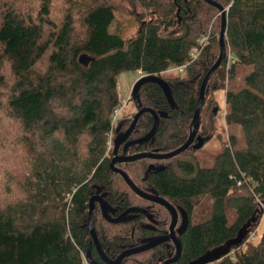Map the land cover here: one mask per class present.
<instances>
[{
    "label": "trees",
    "instance_id": "trees-1",
    "mask_svg": "<svg viewBox=\"0 0 264 264\" xmlns=\"http://www.w3.org/2000/svg\"><path fill=\"white\" fill-rule=\"evenodd\" d=\"M126 1L138 4L148 18L129 40L108 32L114 19L109 0H0V113L10 122L9 130L0 123V147L10 146L7 151L25 165L20 182L11 181L21 195L0 205V264H91L98 257L85 225L90 197L104 190L117 212L138 200L109 169L111 115L121 104L119 74L149 77L138 88L139 102L159 115L152 140L131 152L168 153L188 137L200 84L219 55V11L204 0ZM213 1L226 12V58L207 84L197 134L204 144L213 137L212 116L219 107L210 91L224 92L223 123L237 133H230L209 168L199 166L189 147L172 159H141L121 170L136 187H153L185 208L189 226L175 264H188L223 245L253 216L256 222L243 243L210 264H264V232L252 242L264 216V0ZM177 17L179 34L164 36L174 34ZM205 37L193 59L191 51ZM180 66L185 67L181 73L168 72ZM132 118L123 121L124 128ZM152 125V115L143 114L134 137H143ZM115 135L116 128L112 139ZM152 162L161 170L147 172ZM202 196L211 202L210 212L197 222L193 213ZM123 227L94 219L99 244L110 257L129 246ZM147 254L122 264H139ZM159 257L151 252L144 264Z\"/></svg>",
    "mask_w": 264,
    "mask_h": 264
},
{
    "label": "water",
    "instance_id": "water-1",
    "mask_svg": "<svg viewBox=\"0 0 264 264\" xmlns=\"http://www.w3.org/2000/svg\"><path fill=\"white\" fill-rule=\"evenodd\" d=\"M204 2L207 3L208 5L216 8L220 14V30H219V36H218L219 55H218L215 63L209 68V70L207 71V73L203 77V80L200 84L199 95L197 97L196 107H195V110H194V113L192 115V119H191V122L189 125L190 131H189V134H188L186 141L184 142V144L182 146H180L179 148H177L171 152H168V153H159L157 150H152L150 152H141V153H136V154L130 155V156L117 157L118 147L121 144H123L126 141V139L130 136V134L134 131L136 123H137V121L141 115H143L145 113L151 114L153 117V125H152L151 129L148 131V133L146 135H144L143 137H141L137 140H132L130 142H126L123 146L124 152L128 146L141 145V144H144V143L151 141L152 138L154 137L157 129H158L159 116L157 115V113L154 110H152L150 108L141 107V104H140L139 98H138V88L140 87L141 83L145 79H148L149 77L141 78L134 84L132 91H131V98H132V101H133L137 111L133 115V118H132V121H131L129 127L124 132L118 133V127L116 128V135H115L114 139L112 140V145H113L112 152H113L114 157L111 159V161L109 163V169L112 172L119 174L122 177V179L125 181L126 185L130 188V190L133 193H135L137 196H139L143 199H146V200H151V201L157 202V203L165 206L167 209H169L170 213L172 214V220L173 221L175 219V213L173 212V208L168 203H166L165 201L160 200L158 198H154V197L149 196V195L145 194L144 192L140 191L134 185V183L129 179V177L126 173H124L123 171H121L120 169H117L115 167V163L116 162L130 163V162H134V161L141 160V159H151V160H157V161L169 160V159L174 158L175 156L185 152L194 143L195 140H196V143L192 146V149L196 150V149H200L201 147H203L205 140L201 137H197V133H198L199 126H200V111H201L202 106H203L204 101H205L207 84H208L211 76L214 74V72L221 65V63L224 60L225 55H226V45H225V34H226L225 13L226 12H225V9L222 8L221 6H219L213 0H204ZM82 61L85 63L88 62L85 57L82 58ZM155 81H159V79L156 78ZM168 102H169L171 107H174V104H173L171 98H169V96H168ZM152 168H154V167L153 166L149 167L147 171H150ZM96 201H97V197H92L88 203V214H87V220H86V228H87L88 233L90 234V237L93 241V244H94L97 252L99 253L100 257L105 262H107L108 264H121V262L124 258H126L128 256H132V255L140 253V252H143V251H146V250H149V249L155 247L156 245L160 244V242L164 240V239H156V240L151 241L148 244H145L143 246L133 248L130 250H126V251L122 252L114 262H108L104 256V254H103V251H102L100 245H99V242H98V239H97V236L95 233V229L93 226L94 203ZM104 205L102 203V206H101L102 215L108 223H112V224L120 223L124 219V217L127 213H129L131 211H137L134 208L129 209V210L123 212L122 214H120L118 217L111 218L108 215H106V212L104 210ZM262 213H263V211H262ZM255 222H256L255 217L254 216L251 217L239 229V231L235 237L227 240L223 245H221L217 248L206 251L203 255L199 256L197 259L189 262L188 264H210V263L216 262L219 259H221L222 257L226 256L227 254L230 253V250L232 247L239 246L243 243V241L246 237V234H247V229L251 225H253ZM179 254H180V245L177 246V249L175 252V258L172 261H165L162 264L173 263L178 258ZM91 264H96V263L91 262Z\"/></svg>",
    "mask_w": 264,
    "mask_h": 264
},
{
    "label": "rangeland",
    "instance_id": "rangeland-1",
    "mask_svg": "<svg viewBox=\"0 0 264 264\" xmlns=\"http://www.w3.org/2000/svg\"><path fill=\"white\" fill-rule=\"evenodd\" d=\"M111 5L113 6L114 19L112 23L108 27V32L112 35L120 36L123 40H129L130 38L135 37L139 30H141L142 25L148 21L146 12L138 5L133 2H129L126 0H109ZM27 6H23L26 10ZM61 3L57 4L58 10H60ZM54 8V15L57 16V11ZM176 27H173L174 34L170 33H162L164 36H177L179 33H175L177 29L180 28L177 17ZM209 35V32L207 33ZM206 41L207 40V37ZM195 49V48H194ZM193 49V50H194ZM233 57L231 55L227 56V61L232 60ZM3 74L5 78H9L8 68L3 69ZM171 76V75H169ZM139 75L138 72H125L121 73L117 76V93L120 102L126 103L129 99L130 92L134 86V84L138 81ZM10 85V84H9ZM9 85L6 86V89L3 90L4 98L7 96V92L9 91ZM209 98L214 99V101L218 102V113L215 117L212 116L213 128V137L210 141L204 144L200 149H196L194 151V156L199 163L200 167L209 168L214 164V160L216 156L221 152V147L223 143L226 142L230 133H237V130L227 128L223 123V118L226 110V106L224 104V92L223 91H210ZM2 103V102H1ZM135 105L132 100L128 102L125 109L122 112V121H126L128 118L133 117L135 114ZM1 117V125L5 126L9 130L10 122L5 116L4 111L0 113ZM124 117V118H123ZM204 121L202 122V124ZM12 145V144H10ZM228 145V143H227ZM17 148V144L14 148ZM110 147H108L109 149ZM10 149L8 147H0V205L4 206V202L7 200H13L17 196H20L19 189L17 185L11 183V181L20 182L22 179L25 169V165L22 164L20 159H16L13 157V151L9 152L7 150ZM184 157L181 156L180 159ZM11 192V193H10ZM211 202L208 200L207 196H202L199 198V204L194 209L193 216L196 217L195 221H204L210 212ZM234 212L233 210H229L228 218L230 221L233 220ZM264 232V216L261 218L258 227L252 237L254 243H257L260 239L262 233ZM245 250V247H243Z\"/></svg>",
    "mask_w": 264,
    "mask_h": 264
},
{
    "label": "flooded vegetation",
    "instance_id": "flooded-vegetation-1",
    "mask_svg": "<svg viewBox=\"0 0 264 264\" xmlns=\"http://www.w3.org/2000/svg\"><path fill=\"white\" fill-rule=\"evenodd\" d=\"M124 124H125V122L124 123L122 122L119 124L118 133L124 132L128 128V126L124 128L123 127ZM197 137H200V136L197 134ZM139 138H141V136L134 137V133L132 132L130 134V136L126 139V141L118 147L117 157L130 156V155H134L136 153H141V152H150V151H134V152L130 151L132 147H135L138 145L128 146L126 148L125 152L123 151V146L126 142H130L132 140H137ZM195 143H196V140L194 141V143L190 147L192 148V146ZM112 150H113V145H112ZM193 150H195V149H193ZM109 156H110L109 160L111 161V159L114 157L113 152ZM153 161H157V160H153ZM124 165H127V163H125V162H116L115 163V167L117 169H120V170L123 168ZM150 166L154 167L151 169L153 171H160L162 168L161 164L159 165V164H155L153 162L150 163ZM147 172H149V171H147ZM115 174H117V173H115ZM137 188L149 196H152L154 198H158V199L163 200L166 203H168L173 208V212L175 213L174 221L172 220V214L170 213L169 209H167L165 206H163L157 202L151 201V200L143 199V198L137 196L135 193H134L135 198H137L138 200H136V202H134L133 204L124 205L120 209V211L117 212V210L119 208L118 207L114 208V207H112L111 204L108 203L107 199H109V197L107 195V192H105L102 189H97L96 192L90 197V199L92 197H97V201L94 203V219L96 216H98L100 219L107 222L102 215V211H101L102 203H103V205L105 204L104 210L106 212V215H108L111 218H116L120 214H122L123 212H125L129 209L134 208L137 210V211H131V212L127 213L125 215L124 219L118 224H112V223L107 222L108 224H111V225H122V226H124L123 227V234H124L123 240L129 241V246H127V247L122 246L120 253L116 257H110L109 255H107L104 252V250L102 249V247L100 246L102 251H103V254H104V256L108 262H114L117 259V257L122 252H124L126 250H130L133 248L143 246V245L148 244L149 242L154 241L156 239H164L163 241L160 242V244L156 245L155 247H153L149 250L134 254V255H143V254H147V253L149 254V253L154 252V251H158V253H160V257L157 259V263H155V264H162L165 261H172L175 258V252H176L177 246L180 245V254H179L178 258L173 263H171V264H175L176 262H178L180 260V258L182 256L181 239L184 236V234L187 231V228L189 226V221H188L189 215L186 213L185 208L181 207V203H179L177 201H172L169 198L162 196L153 187L145 186L142 188H139V187H137ZM90 199H89V201H90ZM89 201H88V203H89ZM98 223L100 225L102 224V222L99 220H98ZM93 226H94V222H93ZM128 228H130V231H131L129 238L126 236V234H127L126 231ZM92 243H93V241H92ZM93 247H94V250L97 254L98 260L97 261L91 260V262H94L96 264H108L107 262H105L100 257V255L97 252L94 244H93ZM148 254L146 255V258H144V261H142L139 264L145 263V261L148 258ZM134 255H132V256H134ZM128 257H130V256H128ZM128 257L124 258L122 260L121 264L123 263L124 260L128 259ZM146 264H150V263L146 262Z\"/></svg>",
    "mask_w": 264,
    "mask_h": 264
},
{
    "label": "built area",
    "instance_id": "built-area-1",
    "mask_svg": "<svg viewBox=\"0 0 264 264\" xmlns=\"http://www.w3.org/2000/svg\"><path fill=\"white\" fill-rule=\"evenodd\" d=\"M206 38H202V40L200 41L199 48H195L194 50L191 51L190 55L191 57H193V59L196 58V56L200 53L201 49L203 48L204 44H205ZM169 71H173V68H170ZM138 75L140 78H144L146 77L145 74L138 72ZM126 103H122L120 104L119 107H117L116 109L113 110L112 112V118H111V132L109 135V142H108V147L111 146V141H112V136H113V130L117 127L119 121L121 120V116H122V111L125 107ZM264 215V213H263Z\"/></svg>",
    "mask_w": 264,
    "mask_h": 264
},
{
    "label": "bare ground",
    "instance_id": "bare-ground-1",
    "mask_svg": "<svg viewBox=\"0 0 264 264\" xmlns=\"http://www.w3.org/2000/svg\"><path fill=\"white\" fill-rule=\"evenodd\" d=\"M198 56V55H197ZM196 56V57H197ZM225 58H226V55H225ZM224 58V59H225ZM222 64V63H221ZM220 67V66H219ZM173 68V71H169L170 70V68L168 69V72H178V73H181L182 71H183V69L185 68L184 66H180V67H176V68H174V67H172ZM158 115V114H157ZM142 116V115H141ZM111 118H112V115H111ZM121 119H122V116H121ZM178 156V155H177ZM176 157V156H175ZM172 159V158H171Z\"/></svg>",
    "mask_w": 264,
    "mask_h": 264
},
{
    "label": "clouds",
    "instance_id": "clouds-1",
    "mask_svg": "<svg viewBox=\"0 0 264 264\" xmlns=\"http://www.w3.org/2000/svg\"><path fill=\"white\" fill-rule=\"evenodd\" d=\"M141 79L140 77L138 78V80ZM132 91V90H131ZM131 97V92H130V95H129V98ZM117 128V127H116ZM113 140V139H112ZM263 213H264V210H263ZM262 213V214H263Z\"/></svg>",
    "mask_w": 264,
    "mask_h": 264
}]
</instances>
